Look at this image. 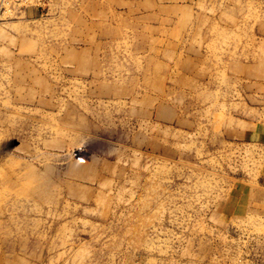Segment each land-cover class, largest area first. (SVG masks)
<instances>
[{
    "label": "rangeland",
    "instance_id": "rangeland-1",
    "mask_svg": "<svg viewBox=\"0 0 264 264\" xmlns=\"http://www.w3.org/2000/svg\"><path fill=\"white\" fill-rule=\"evenodd\" d=\"M2 264H264V0H0Z\"/></svg>",
    "mask_w": 264,
    "mask_h": 264
},
{
    "label": "crops",
    "instance_id": "crops-1",
    "mask_svg": "<svg viewBox=\"0 0 264 264\" xmlns=\"http://www.w3.org/2000/svg\"><path fill=\"white\" fill-rule=\"evenodd\" d=\"M0 264H2V257L0 256Z\"/></svg>",
    "mask_w": 264,
    "mask_h": 264
}]
</instances>
